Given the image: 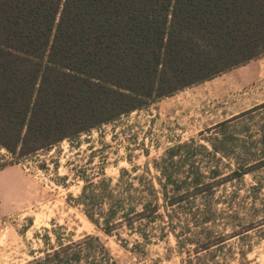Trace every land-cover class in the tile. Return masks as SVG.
Instances as JSON below:
<instances>
[{
	"label": "trees",
	"instance_id": "1",
	"mask_svg": "<svg viewBox=\"0 0 264 264\" xmlns=\"http://www.w3.org/2000/svg\"><path fill=\"white\" fill-rule=\"evenodd\" d=\"M262 56L264 0H0V170ZM156 168L160 188L151 184L148 200L134 198L130 183L116 192L103 172L97 183L85 179L77 205L107 236L125 227L148 242L146 227L168 218L179 243L187 233L201 250L224 243L205 227L216 218L215 188L247 172L219 179L192 164L179 180L173 165ZM181 215L199 232L186 224L177 234ZM57 239L60 248L32 264H117L98 237Z\"/></svg>",
	"mask_w": 264,
	"mask_h": 264
},
{
	"label": "rangeland",
	"instance_id": "2",
	"mask_svg": "<svg viewBox=\"0 0 264 264\" xmlns=\"http://www.w3.org/2000/svg\"><path fill=\"white\" fill-rule=\"evenodd\" d=\"M179 144H188L172 163L179 180L192 164L206 175L219 170V179L247 172L215 188L216 218L205 227L224 243L201 250L189 233L179 243L168 218L146 227L148 242L125 227L107 236L77 205L85 179L97 183L103 172L116 192L130 183L134 198L150 199L148 187L160 188L156 166H172L163 159ZM193 223L173 219L177 234L186 224L199 232ZM86 235L98 237L117 264H264V56L0 170V264L44 260L60 248L57 238L68 245Z\"/></svg>",
	"mask_w": 264,
	"mask_h": 264
}]
</instances>
